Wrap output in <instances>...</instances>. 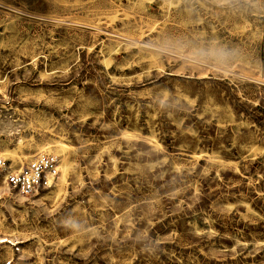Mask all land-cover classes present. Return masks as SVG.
<instances>
[{"label":"rangeland","instance_id":"rangeland-1","mask_svg":"<svg viewBox=\"0 0 264 264\" xmlns=\"http://www.w3.org/2000/svg\"><path fill=\"white\" fill-rule=\"evenodd\" d=\"M41 154L0 264H264V0H0V158Z\"/></svg>","mask_w":264,"mask_h":264},{"label":"built area","instance_id":"built-area-1","mask_svg":"<svg viewBox=\"0 0 264 264\" xmlns=\"http://www.w3.org/2000/svg\"><path fill=\"white\" fill-rule=\"evenodd\" d=\"M57 166L58 160L50 154L36 155L20 168H12L6 160L0 158V174L5 183L24 195L33 193L45 183V172L55 176L58 173Z\"/></svg>","mask_w":264,"mask_h":264},{"label":"bare ground","instance_id":"bare-ground-1","mask_svg":"<svg viewBox=\"0 0 264 264\" xmlns=\"http://www.w3.org/2000/svg\"><path fill=\"white\" fill-rule=\"evenodd\" d=\"M126 134H127V133H126ZM60 149H61V150L64 149V145H63V144L60 145ZM1 156H2V155H0V157H1ZM3 156H5V155H3ZM26 158H27V157H23L24 160H25ZM29 158H30V157H29ZM67 164H68V163H64L63 167H61V168H62V170H61L62 172L65 171V169L67 168ZM57 169H58V166H57ZM46 175H51V173H49V172H45V176H46ZM46 178H47V177H46ZM49 181H50V178L48 177V183H50ZM0 242L3 243V242H6V240L2 239Z\"/></svg>","mask_w":264,"mask_h":264}]
</instances>
